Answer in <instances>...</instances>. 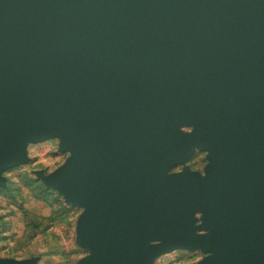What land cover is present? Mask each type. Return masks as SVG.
<instances>
[{"label": "water", "instance_id": "water-1", "mask_svg": "<svg viewBox=\"0 0 264 264\" xmlns=\"http://www.w3.org/2000/svg\"><path fill=\"white\" fill-rule=\"evenodd\" d=\"M51 138L81 264H264V0H0V186Z\"/></svg>", "mask_w": 264, "mask_h": 264}, {"label": "rangeland", "instance_id": "rangeland-1", "mask_svg": "<svg viewBox=\"0 0 264 264\" xmlns=\"http://www.w3.org/2000/svg\"><path fill=\"white\" fill-rule=\"evenodd\" d=\"M69 153L59 151L51 138L28 145L29 161L4 171L0 186V258L23 264H81L88 251L77 243L78 219L83 211L44 184L36 171L48 174L64 163ZM206 153L196 151L187 162L203 171ZM176 166L174 170H181ZM207 253L174 249L160 254L153 264H200Z\"/></svg>", "mask_w": 264, "mask_h": 264}]
</instances>
